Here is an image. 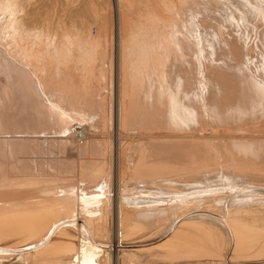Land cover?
Returning a JSON list of instances; mask_svg holds the SVG:
<instances>
[{"label":"bare ground","instance_id":"obj_1","mask_svg":"<svg viewBox=\"0 0 264 264\" xmlns=\"http://www.w3.org/2000/svg\"><path fill=\"white\" fill-rule=\"evenodd\" d=\"M21 2L0 0V206L9 219L4 232L46 231L45 237L59 221L53 224L39 208L65 204L72 207L81 240H56L43 250L73 251L69 264H108L102 256L111 245L117 252L132 248L141 262L146 255L143 264H183L190 258L220 263L228 253L237 263L264 264V0L144 1L130 19L133 2L115 0V135L111 98L97 114L96 100L74 83V65H68L72 22L63 23L62 35L49 33L40 51L44 34L32 33L38 24L30 28L13 13ZM85 42H78L80 51L91 44ZM16 78L26 80L38 105L35 120L20 116L7 93ZM42 94L54 121L42 122ZM78 107L99 117L103 130L77 127L70 113ZM64 156L73 162L55 165ZM40 162L50 170L40 173ZM71 183L77 184L75 195ZM43 184L45 189L36 188ZM96 201L103 206L95 218L89 204ZM104 230L110 243L98 240ZM124 258L123 264L132 261Z\"/></svg>","mask_w":264,"mask_h":264},{"label":"rangeland","instance_id":"obj_2","mask_svg":"<svg viewBox=\"0 0 264 264\" xmlns=\"http://www.w3.org/2000/svg\"><path fill=\"white\" fill-rule=\"evenodd\" d=\"M3 1H6V0H3ZM16 1L17 2L22 1L21 3H19V5L22 4V8H19L20 6H15L13 9V13H15V11H16V13H15L16 15L24 17L25 20L28 22V25L30 28L32 26L38 24L36 26L38 28H36L32 31L34 36L40 35V32H43L42 34H44V36H42L43 38H41L42 46L40 48L41 49L40 51L46 49L45 38L47 36H50V35L53 36L54 32H58V31L62 35V33H63L62 31H65L63 23L65 21H68L69 23L72 22V24H73L71 27L72 31L70 30V28H69V31H70V33L75 34L74 35L75 37L74 36H72L73 38L71 37V39H73L74 42H73V40L71 41V39H69V41H71L72 43H74L76 45H74V44L72 45L71 42L69 43V44H71L70 47L71 46L73 47V48L71 47L72 48L71 56L73 58V61L71 63H69L68 65H70V66L74 65L73 66L74 67V78H73L74 83L79 85V87H80L79 90H82L84 92L85 91L88 92V95L92 96L90 98H93V100L94 99L96 100V101H94V103L96 102V104L90 103L89 106L91 104H92L91 106H93V104H94L93 107H95V105H96L97 114H98V111L100 112V108L103 106L102 103L105 105V102H106L105 99H107L108 96L111 98V105L114 106L112 108H115V110L112 109V116L114 114V116L112 118V122L114 123L113 125L115 126L113 128V132H114L113 135H115L116 134V127H117L116 124L119 121V119H118L119 118L118 117V114H119L118 107L119 106H118V101H117V99H118L117 83L119 82V78H118L119 57H118L117 53L119 52V50H118V46H117V34H116L117 32L115 30V25H114V32H113V31H111V21H110V18H111L110 15L112 13L111 11H112L113 6L115 4V0H16ZM144 1L145 2L149 1L150 3H152V5H155V4H157V2L159 0H129L130 4L133 2L131 4V6H133L135 12L128 14L127 15L128 19H130V17H132V16L137 18V14H138L137 11H139V9L144 8L141 4V2H144ZM125 2H126V0H125ZM125 4L126 3L122 2L121 7L125 8V6H126ZM23 5H24V7H23ZM18 9H19V11H18ZM20 9H23V10L20 11ZM25 16H28V17H25ZM42 22L44 23V25ZM48 22L53 26V27L52 26L49 27L51 30L48 29V25H47ZM40 23L42 24V26ZM114 23H115V18H114ZM74 25H77L78 27L81 26L79 28L80 30L76 29L77 27H73ZM45 26H46V28H45ZM57 29H59V30H57ZM45 31L46 32L48 31V32L46 33ZM85 32H87V33H85ZM88 32H90V33H88ZM49 33H50V35H49ZM79 35H81V36H79ZM78 36H79V38H78ZM81 37L82 38L84 37V38L82 39ZM75 38H77L79 40H77ZM105 39H107V40H105ZM62 40L64 41V42L61 41L62 43H65V42L68 43L67 39L66 40L62 39ZM80 41H82V42L87 41V43H91V44L86 45V48H87L86 50L85 49L82 50L83 52L86 51L85 54L82 53V51H80L78 48L79 47L78 42H80ZM93 48H95V49H93ZM107 52H108V54L106 56L105 54ZM92 53H93V55H92ZM108 55L110 58H108ZM81 57H85V58L83 60H81ZM41 58H42V56H41ZM56 60H58V59H56ZM61 61H62V59L60 61L59 60L56 61L55 62L56 65H59V63ZM39 63H41V62H39ZM42 63L44 64L45 61L42 60ZM62 65L63 64L60 63L59 66H62ZM108 69H111L110 72L112 74L111 75L112 79H110V80L106 79V73H107L106 71H108ZM108 82L112 83V84H110V87H108ZM22 83H23V85H22ZM83 83H84V87H83ZM25 84H26L25 79H22L21 81H19V79H17V78L13 79V80L11 79L9 90H13V91H10L12 94L9 92V90L7 91V93H8V95L14 96L15 102L13 104H16V108H18L16 110L22 111V112H18V113H22L21 115L19 114L20 116L25 115L26 116L25 118H30V119L35 120V119H37V114H39L40 112L38 111L39 113H37V111L35 109V108H37L38 105L36 107L33 106L35 103L34 102L35 100L33 101L31 99L33 96H32V94H30V92L27 88L28 84H26V85ZM42 93H43V91H42ZM43 95L44 94L41 95L42 96L41 109L43 110L42 112L44 113V114L42 113L43 114L42 115V122L48 121V120L54 121V120H56V118L50 117V115H49L51 113V112L49 113V111H50L49 106L50 105L46 101H45V103L43 102L44 100L47 99V98L45 99V95L44 96ZM77 95H78L77 96L78 99H82L84 97V96H82L83 94L77 93ZM20 102H22V103H20ZM29 102H30V104H29ZM78 102H80V101H78ZM78 102H77V105L76 104L75 105L76 106H79V105L82 106L81 105L82 103L80 104ZM12 105H10V107L8 109V111L10 113H12V108H13ZM26 105H27V107H25ZM30 105H32V106H30ZM45 106H46V109H44ZM29 107H30V109H29ZM22 108H24V109H22ZM28 109H29V111L31 110V112H29ZM32 110L35 112H33ZM26 111H28V112H26ZM26 113L30 116L26 115ZM34 113H37V114H34ZM84 113H85L84 109H82L81 107H78V109H74L70 113L73 115V117L70 120H72L74 123L76 122L77 127H83V126H86V124H90L93 127V130L101 132L103 130V127L101 126L102 123L99 120V117H96V116H89L88 117V115L86 113L85 114ZM85 115H86V117H84ZM98 154L99 153L97 152V154H94V155L97 157ZM68 158H70V159H68ZM61 159L57 160L58 163L56 162L57 164H55V165H58L61 163L64 166H69L73 162L72 157L64 156ZM63 161H65V163ZM38 166L41 167L40 173H42V171L47 172L50 170V168L46 165V163L43 164L42 162H40L38 164ZM54 169H56V168H52V170H54ZM36 171H39V170H36ZM129 174L132 175L131 172ZM113 178H114V176H113ZM36 188H40L42 190V189H45V186L43 184L42 187H36ZM128 188H130V189L132 188V191H134V189H135L134 187H131V186H129ZM33 189H35V188H33ZM70 189H72V192H70V193H74V195H75L77 193V184L71 183ZM91 189L93 191H96V190H100L102 192L108 191L107 188L102 189L98 186H92ZM23 190L27 191L28 189H23ZM113 192H112V194H113ZM112 196H114V195H112ZM42 198L51 199L52 197H45L44 196ZM28 199H30V198H28ZM32 199H34V198H32ZM57 205L58 204H55V205L52 204L49 206H45V207L43 206V207L39 208L40 211L42 210V215H45V218H48V219L51 218L50 220L53 222V224L59 221L58 222L59 225L56 226L53 229V231H51L48 235H45V237L44 236L42 237V235H44V233L46 231H43L41 233H37L33 236H19V235L16 236V235H11L9 233H5L7 231V229H3L5 226L2 227V224L5 225L8 222L7 220H9V219H7L5 217V215L8 213L4 214L3 212L6 209H2V207H4V206H0V208H1L0 209V227H2V229H3L2 230L0 228V264H69L70 261L72 262L71 259L73 257H75L73 255L74 254L73 251L69 252L67 250H65V251L63 250V251H58V253L57 252H54V253L50 252L49 253V251L43 250V249H46L48 247V245H51V243L55 242L56 240H60V241H66L68 239H74L76 241H78V239L81 240V237H79V235H80L79 230H78L79 227L76 224L77 221L71 220L72 219L71 217H73V215H72L73 210H71L72 207H68L65 204L64 205L61 204L58 206ZM89 205H90V207H93V209H91V210H93V213H94V214H89V215H91L92 217H95V218L100 216L99 209H100V206H103V204L96 201V202H92ZM111 205H112L111 206V212L113 214L111 216L114 217V211L116 208L115 199H114V201H112ZM112 208H113V210H112ZM3 214H4V216H2ZM42 217H44V216H42ZM101 220H102V218H101ZM113 225H114V223H113ZM99 226H102V228H103L104 225L100 224ZM74 227H75V229H74ZM61 229H62V231H60ZM69 229H71V230H69ZM64 232H66V233H64ZM105 232H106V230H104V232H103L104 235L99 237L98 240L106 241V242L110 243L112 237H111V235H106L107 232L106 233ZM110 249H111L110 252H106L108 254L104 253L102 256L103 257L102 259L110 260L108 262V264H115L116 263L115 260H118V264H123L122 258L125 260L124 257L126 254L128 257H131L132 263L130 262V264H143V262L144 263L146 262V260H145L146 255H141L142 260H143L142 262L138 261L140 259V257L138 256L139 253L132 250V248H129V250L117 252V250L114 249L113 246L111 245ZM225 255H226V257H224V255H222L223 258H221L222 256L220 257V261L222 260V262H220V263H219V259L217 260V258H216V260L214 258H205V259H197V260L192 259L191 263L200 264L201 262H205V264H214V263H211V261L214 260V262L217 261V262H215V264H218V263L219 264H226V263L227 264H233L234 262H235L234 264H241V263H237L234 259L231 258L232 257L231 253H228V255L227 254H225ZM65 257L68 260L67 263L66 262L65 263L58 262V261H60V258H65ZM49 259H55V260L51 261ZM224 260H226V261H224ZM190 261H191V258H190ZM190 261H189V259H187V260L185 259V261H182L181 263L185 262L183 264H188V263L191 264ZM198 261H201V262L199 263ZM223 262H225V263H223ZM245 264H247V263H245Z\"/></svg>","mask_w":264,"mask_h":264}]
</instances>
